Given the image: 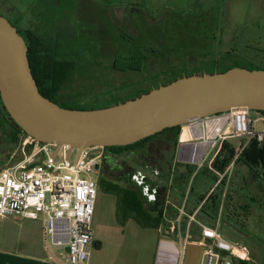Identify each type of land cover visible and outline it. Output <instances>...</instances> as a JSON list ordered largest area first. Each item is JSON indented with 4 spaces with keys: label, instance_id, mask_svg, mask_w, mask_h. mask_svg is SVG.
I'll return each mask as SVG.
<instances>
[{
    "label": "rangeland",
    "instance_id": "374dc122",
    "mask_svg": "<svg viewBox=\"0 0 264 264\" xmlns=\"http://www.w3.org/2000/svg\"><path fill=\"white\" fill-rule=\"evenodd\" d=\"M37 12L41 14V22L50 23L64 22L67 13L71 12L73 24L82 23L81 32L84 33V38L93 42L106 41L102 45L105 63H109L116 49H122V35L142 48L153 46L159 51L161 55L150 56V59L146 60L141 76L133 72L123 74L116 71L109 72L111 76L107 77L106 74L110 75L108 71L103 72V80L109 82L101 83L103 86L113 87L112 89L118 91L122 90L118 86L124 83L130 86L121 91L122 98L132 93L131 79L138 80L145 74L156 72L150 70L156 69L157 66L161 70H168L170 66L182 67L206 60L218 59L221 63H229L235 59L244 66H249L247 62H251L264 68V0H0V13L11 22H18L22 27L40 25L36 17ZM158 72L163 74L167 71ZM74 85L76 89L69 87L64 92L85 91L95 95L98 90H103L100 84L96 85L91 80H78ZM251 116L256 119L259 113L252 110ZM16 132V125L0 105V169L28 155L24 154L20 144L27 135ZM169 136L167 133L152 141L150 155L154 156L155 161H151V164L147 161L145 164L135 160L132 162L129 158L131 155L126 157V154H123L124 164L129 168L103 176L123 185L126 180L124 176L129 171L135 173L139 170L153 175L156 168H159L157 160L160 153L166 150V140ZM228 141L235 148L240 147V139L230 138ZM179 148L180 145L177 144L175 157ZM137 153L135 150L134 155L138 157ZM175 164L178 165L176 161ZM207 164L208 162L198 171L193 181H190L196 195L208 194L215 186V174L205 170ZM182 170L183 168H179L177 171ZM220 178L222 179L221 175ZM227 180L228 177L225 186L223 183L219 185L224 186L226 204L217 227L228 240L247 248V261L250 264H264V194L257 193L261 186L258 188L253 185L245 187L244 191L240 189L234 192L231 202L229 199L232 197V190L228 194ZM167 186L169 187V184ZM161 189L162 191L158 192L159 197L171 212H168V219L164 224L158 228H149L132 219L125 224L119 223L116 220V196L104 193L99 188L93 217L95 238L90 264L151 262L152 257L156 255L160 239L168 229L177 224L180 209L184 207L185 215H190L187 214L185 203L180 204V199L173 191ZM251 197H254V200ZM150 199L154 200V197L150 196ZM184 217L183 214L180 219L181 230ZM195 224L191 225L190 235L193 228L198 227ZM95 242H98L100 248L96 247ZM179 247L182 248L181 244ZM53 248L55 251L56 248ZM203 252L204 247L194 243L191 238L183 263H206ZM55 254L60 257L58 252Z\"/></svg>",
    "mask_w": 264,
    "mask_h": 264
},
{
    "label": "trees",
    "instance_id": "16d2710c",
    "mask_svg": "<svg viewBox=\"0 0 264 264\" xmlns=\"http://www.w3.org/2000/svg\"><path fill=\"white\" fill-rule=\"evenodd\" d=\"M40 16V12H37L36 17L39 21ZM13 24L23 34L28 45L32 72L37 80L40 92L53 102L66 108L94 109L117 104L149 92L153 88L167 84L182 76L196 73L227 71L237 66L249 69H264L260 65L251 62H247L249 66L241 65L235 59L229 63H221L218 59L214 61L206 60L200 63L186 64L182 67L170 66L168 70H161L157 66L158 69L150 70L156 72L145 74L143 78L135 80L132 77V93L122 98L121 91L130 86L126 83L118 86L119 89H122L121 91L112 89L113 87L103 86L101 83H109L107 80H103L105 75L103 72L105 70L108 73L120 71L123 74H130V72H133V74L142 75L146 60H149L150 56L161 55L153 46L142 48L122 35V49H116L112 58L109 59V63H105L102 45L106 41L93 42L84 38V33L81 32L82 23L73 24L71 12L67 13L64 22L40 21V25L27 27L20 26L18 22ZM158 71L167 72L160 74ZM179 71L182 73H177ZM106 76L109 77L111 74H106ZM82 79L91 80L96 85L100 84L103 90H98L95 95L85 91H79L78 93L72 90L64 92L69 87L76 89L74 84ZM0 103L5 109L1 96ZM5 111L10 116L6 109ZM257 112L264 115L263 111ZM11 120L17 127L16 133L22 132L27 135L12 118ZM181 129L182 126L167 128L133 144L104 147L105 155L109 152L116 155L128 153L131 155L129 158L132 159V162L139 161L145 164L147 161L148 164H151V161H155L154 156L150 155L152 141L164 134H170L168 140H166L167 148L160 153L157 160L159 168H156L153 175H147L139 170H136L135 173L129 171L127 175L123 173L125 175L124 179H126L123 185L103 175L98 176L100 190L116 196V220L119 223L125 224L132 219L141 226L149 228H158L161 224H164L168 219L167 214L171 210H168L164 200L159 197L158 192L162 191L161 188H163L164 190L169 189V192L173 191L180 199V204L185 203L187 214H192L198 210L197 219L200 222L217 227L226 204L223 191L229 166L233 163H241L251 169L255 175H261L259 170H264V143L252 140L245 148L237 149L229 141H225L211 167L208 164L205 167V170L215 174V187L208 194L196 195L195 188L190 184L191 179L193 181L198 173L196 167L187 163L175 164V149L179 144ZM187 132L186 129L184 133ZM17 142H19V138ZM28 150L30 151V148ZM135 150L138 151V157L134 155ZM124 166L125 169L129 168H126V163ZM179 168H183V170L178 172ZM220 174H224L222 179H219ZM174 177L176 181H174ZM172 180L173 182H171ZM220 183H223L224 186H219ZM150 196H153L154 200L150 199ZM187 222L188 217L185 215L182 225L183 231L186 229ZM200 236H202V228L196 226V228H193L191 238L196 240ZM95 245L100 248L98 242H95ZM233 264H250V262L233 258Z\"/></svg>",
    "mask_w": 264,
    "mask_h": 264
},
{
    "label": "built area",
    "instance_id": "2783aa9c",
    "mask_svg": "<svg viewBox=\"0 0 264 264\" xmlns=\"http://www.w3.org/2000/svg\"><path fill=\"white\" fill-rule=\"evenodd\" d=\"M251 111L239 107L189 120L182 126L175 161L192 164L199 171L206 162L211 167L223 143L230 138L242 141L240 149L252 140L264 143V131L255 128L256 121L264 120V115L257 112L259 117L253 119ZM20 144L28 155L0 169V217L41 222L46 245L58 250L61 264H90L98 171L104 147L70 150L69 145H63L57 151V144L40 142L28 135ZM220 175L223 178L224 174ZM180 212L177 224L160 239L154 264H184L193 223L202 228L199 243L204 247V264H233V258L249 260L246 247L228 240L218 227L200 222L198 210L187 216L186 229L181 230L184 207Z\"/></svg>",
    "mask_w": 264,
    "mask_h": 264
},
{
    "label": "water",
    "instance_id": "95a60500",
    "mask_svg": "<svg viewBox=\"0 0 264 264\" xmlns=\"http://www.w3.org/2000/svg\"><path fill=\"white\" fill-rule=\"evenodd\" d=\"M29 48L21 32L0 14V96L13 121L37 141L70 150L125 146L167 128L244 107L264 112V69L182 76L117 104L66 108L45 97L33 75ZM255 128L264 131V120Z\"/></svg>",
    "mask_w": 264,
    "mask_h": 264
},
{
    "label": "crops",
    "instance_id": "0c3cea01",
    "mask_svg": "<svg viewBox=\"0 0 264 264\" xmlns=\"http://www.w3.org/2000/svg\"><path fill=\"white\" fill-rule=\"evenodd\" d=\"M259 172L261 175H255L251 169L241 163L231 164L227 170L228 180L226 182L227 192L232 190V197L229 201L232 202L234 192H238L240 189L244 191L245 187H252L253 185L258 186V188L261 186L260 189L255 186L254 188L258 190V194L261 192L264 194V170H259ZM251 198L254 199V197ZM236 200L238 201V199ZM255 201L257 200L255 199ZM226 202L228 203V200ZM197 239L193 242L199 243L201 236ZM199 245L201 244L199 243ZM53 249V246L46 245L41 222L0 217V264H61L63 260L56 257L55 254L58 250L53 251ZM155 256L152 257L149 264H154Z\"/></svg>",
    "mask_w": 264,
    "mask_h": 264
},
{
    "label": "flooded vegetation",
    "instance_id": "af4514ba",
    "mask_svg": "<svg viewBox=\"0 0 264 264\" xmlns=\"http://www.w3.org/2000/svg\"><path fill=\"white\" fill-rule=\"evenodd\" d=\"M2 14V13H0ZM4 16V15H3ZM13 23V22H12ZM1 105V103H0ZM2 109L5 111V109L2 107ZM104 155H105V149H103ZM123 155V154H122ZM122 155H116L112 152H109L107 155H105L101 162V165L99 167L98 175H109L111 172H115L119 169H123L125 166ZM125 155V154H124ZM129 157L130 154H126V157Z\"/></svg>",
    "mask_w": 264,
    "mask_h": 264
}]
</instances>
